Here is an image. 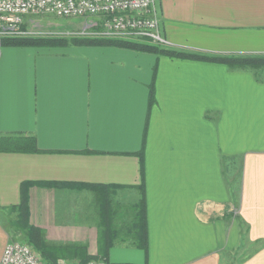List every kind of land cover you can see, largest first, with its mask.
<instances>
[{
  "label": "crops",
  "instance_id": "obj_1",
  "mask_svg": "<svg viewBox=\"0 0 264 264\" xmlns=\"http://www.w3.org/2000/svg\"><path fill=\"white\" fill-rule=\"evenodd\" d=\"M156 11L170 48L264 55V0H156ZM25 136L36 149L10 147ZM25 183L29 221L54 249L78 244L107 264H264V67L0 47V263L23 241L4 217ZM143 199L147 251L127 230Z\"/></svg>",
  "mask_w": 264,
  "mask_h": 264
},
{
  "label": "built area",
  "instance_id": "obj_2",
  "mask_svg": "<svg viewBox=\"0 0 264 264\" xmlns=\"http://www.w3.org/2000/svg\"><path fill=\"white\" fill-rule=\"evenodd\" d=\"M56 15L88 17L81 30L72 36L150 42L169 47L163 37L156 11V0H0V45L7 37H26L38 32L26 26L25 16ZM0 264H71L65 259L57 263L42 260L32 245L11 241L3 251ZM86 264H107L104 259H91Z\"/></svg>",
  "mask_w": 264,
  "mask_h": 264
},
{
  "label": "trees",
  "instance_id": "obj_3",
  "mask_svg": "<svg viewBox=\"0 0 264 264\" xmlns=\"http://www.w3.org/2000/svg\"><path fill=\"white\" fill-rule=\"evenodd\" d=\"M74 43L86 45H115L123 48L134 49L137 51L153 52L167 56H175L182 58L208 59L226 64L232 69H255L259 70L264 67V55H227V56H209L197 53L181 51L170 47L154 44L150 42H140L135 40H110L97 38H74ZM70 41L60 39V37H7L1 39V46H24V47H43V46H62ZM10 147L16 149H36V140L32 136H25L20 139L18 137L9 139ZM27 184L22 186V199L19 205L10 207L11 212H16L15 219L10 220V226L21 233L18 235L20 240L30 243L42 255L45 262L55 263L61 256L76 259V264H86L93 256L87 251L81 250V245L70 244L64 249H54L45 239L44 231L41 227L32 224L29 221L28 213V193ZM136 240V245L148 249V225L145 201L142 200L134 215L133 224L127 227ZM22 241V242H23ZM105 252V253H104ZM107 251H101V256L106 257ZM94 258L100 259L97 255Z\"/></svg>",
  "mask_w": 264,
  "mask_h": 264
},
{
  "label": "rangeland",
  "instance_id": "obj_4",
  "mask_svg": "<svg viewBox=\"0 0 264 264\" xmlns=\"http://www.w3.org/2000/svg\"><path fill=\"white\" fill-rule=\"evenodd\" d=\"M96 18L95 16H88V17H58L56 15H29L25 16L26 19V26H30L32 30H35L36 34L29 35L33 37H60V39H65L66 41H70L66 45L62 46H45L41 47L46 50H57V51H69V50H79L83 46V44L74 43V38H88V37H81L74 35L72 36L71 32L76 30H81L84 26V23L86 20H92ZM85 45V44H84ZM7 45L1 46V48L5 49L7 48ZM34 48V47H31ZM38 48V47H37ZM240 165L236 163V166ZM239 170V169H238ZM235 171V193L237 192L238 185H239V175L236 177ZM79 203H75V206H78ZM82 206V203L80 204V207ZM10 213L4 217L5 222H10L11 220ZM75 222H82L83 220L80 218H74ZM16 241V240H15ZM30 244V243H29ZM31 245V244H30ZM34 250L38 252L40 255L41 253L36 250V248L32 245ZM245 256V249L242 250H235V252L232 255V262L235 263L242 259ZM42 258V255H41ZM43 260V258H42Z\"/></svg>",
  "mask_w": 264,
  "mask_h": 264
},
{
  "label": "water",
  "instance_id": "obj_5",
  "mask_svg": "<svg viewBox=\"0 0 264 264\" xmlns=\"http://www.w3.org/2000/svg\"><path fill=\"white\" fill-rule=\"evenodd\" d=\"M0 47H1V45H0Z\"/></svg>",
  "mask_w": 264,
  "mask_h": 264
}]
</instances>
